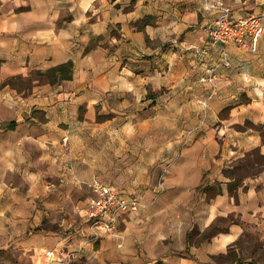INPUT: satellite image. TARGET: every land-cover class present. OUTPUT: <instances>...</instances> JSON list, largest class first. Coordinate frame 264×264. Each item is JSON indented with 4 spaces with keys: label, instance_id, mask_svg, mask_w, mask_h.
Wrapping results in <instances>:
<instances>
[{
    "label": "crops",
    "instance_id": "0c3cea01",
    "mask_svg": "<svg viewBox=\"0 0 264 264\" xmlns=\"http://www.w3.org/2000/svg\"><path fill=\"white\" fill-rule=\"evenodd\" d=\"M223 1L233 19L264 14V0ZM215 18L204 0L0 5L1 247L32 264H205L245 233L264 234V35L254 52L225 46L231 65L204 110L192 49ZM69 61L71 80L34 77ZM16 77L29 86L9 85ZM93 178L145 205L99 242L81 234ZM201 186L220 192L208 199ZM231 214L238 221L190 248L198 260L171 253L186 249L192 223L203 232Z\"/></svg>",
    "mask_w": 264,
    "mask_h": 264
},
{
    "label": "built area",
    "instance_id": "2783aa9c",
    "mask_svg": "<svg viewBox=\"0 0 264 264\" xmlns=\"http://www.w3.org/2000/svg\"><path fill=\"white\" fill-rule=\"evenodd\" d=\"M204 1L206 9L215 13L216 18L207 25L208 37L205 44L199 48H193L192 52L196 55L201 68L200 81L207 86V94L200 101L202 108L206 110L209 102L217 95L220 71L231 65L225 46L234 45L254 52L259 39L264 35L262 24L264 14L233 19L230 8L223 0ZM214 48H220V59L211 64L207 57ZM188 137H184L183 144L188 143ZM87 187L92 196L88 200L81 234L89 241L99 242L105 237L116 236L122 220L139 213L145 207L140 192L128 194L103 183L98 178H93ZM164 191V175L162 174L158 179L156 192ZM45 256L51 261H56L52 251L46 252Z\"/></svg>",
    "mask_w": 264,
    "mask_h": 264
},
{
    "label": "rangeland",
    "instance_id": "374dc122",
    "mask_svg": "<svg viewBox=\"0 0 264 264\" xmlns=\"http://www.w3.org/2000/svg\"><path fill=\"white\" fill-rule=\"evenodd\" d=\"M7 0H0V5ZM66 0H62L63 5L65 4ZM69 13L63 12L62 19H67ZM256 158V157H255ZM259 162V161H258ZM261 167L264 166V162H259ZM259 167V168H261ZM231 219L238 221L237 218H235V214H231L226 218L220 217L215 220V224L217 227L221 228H227L230 225L229 222ZM260 223V222H259ZM194 227L197 228L199 232H201L196 224H193L190 226L189 230L193 229ZM188 230V231H189ZM187 231V232H188ZM197 237H193V242H195ZM186 241V238H185ZM208 241H204L199 246H192V248H199L201 245L206 244ZM227 252H230L231 254H235L237 257H240L244 263L243 264H249L248 259L252 258L259 264H264V234L259 233V231L256 232H247L245 233L244 237L241 238V240L235 244L231 248H228ZM171 253L177 257V258H183V259H192V260H198L195 256V254L190 253L189 251H178V250H171ZM219 255H209L206 259L207 262L205 264H226L222 261H215L213 258L217 257ZM225 255V254H224ZM182 256V257H181ZM0 264H32L31 258L29 257V253H25L23 250L19 248H15L13 246L11 247H1L0 246Z\"/></svg>",
    "mask_w": 264,
    "mask_h": 264
},
{
    "label": "trees",
    "instance_id": "16d2710c",
    "mask_svg": "<svg viewBox=\"0 0 264 264\" xmlns=\"http://www.w3.org/2000/svg\"><path fill=\"white\" fill-rule=\"evenodd\" d=\"M146 19L142 20L140 23L145 24ZM72 72H73V63L71 61L61 64L59 66H56L45 73L42 72H35L34 77L39 79H45L51 84H56L58 82L67 81L72 79ZM17 84H21V86L28 87L29 83L22 80L20 77L13 78L9 81V85L11 86H17ZM257 154V153H255ZM259 155V154H258ZM256 157L255 161L264 162V156L259 155ZM201 190H203L207 195L208 199H211L212 196L218 195L220 192V188L213 189L209 186H201ZM232 192V191H231ZM233 219L229 222V224L233 223ZM227 228H221L217 227L215 223L211 224L205 231L199 232L196 227L189 230L186 233V249L185 251H189L190 248L194 246H199L204 241L211 240L214 236H216L219 233H222L223 231H226ZM35 231H40L39 229H36ZM197 237L196 241L193 242V237ZM182 257V256H181ZM216 262L222 261L226 264H243L244 261L237 257L235 254H231L230 252H227L225 255H219L217 257L213 258ZM249 264H259L254 259L249 258L248 259Z\"/></svg>",
    "mask_w": 264,
    "mask_h": 264
}]
</instances>
